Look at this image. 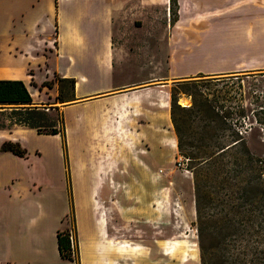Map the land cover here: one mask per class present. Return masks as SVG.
<instances>
[{
	"label": "crops",
	"instance_id": "0c3cea01",
	"mask_svg": "<svg viewBox=\"0 0 264 264\" xmlns=\"http://www.w3.org/2000/svg\"><path fill=\"white\" fill-rule=\"evenodd\" d=\"M170 9L171 0H0V78L24 80L43 109H56L59 93L46 80L75 78L57 105L61 153L49 142L60 133L15 123L16 104H0L11 121L0 126V264H137L120 195L152 186L134 155L151 162V145L159 158L167 150L170 80L264 68V0H177L173 22ZM6 140L25 154L3 150ZM72 225L77 260L58 245Z\"/></svg>",
	"mask_w": 264,
	"mask_h": 264
},
{
	"label": "rangeland",
	"instance_id": "374dc122",
	"mask_svg": "<svg viewBox=\"0 0 264 264\" xmlns=\"http://www.w3.org/2000/svg\"><path fill=\"white\" fill-rule=\"evenodd\" d=\"M175 17L176 8L174 6L172 10L170 9L172 22ZM164 33L163 27L161 34L165 35ZM161 45L163 47V43ZM158 52L161 57L162 51ZM159 62L160 59L157 63ZM160 69L162 66L158 67V70ZM261 71L264 72V68L228 74H211L206 77L223 78L222 76L226 75L241 74L245 77L244 88L252 89L254 86L252 81L257 83L255 84L257 87L264 88V75H257V77L244 75V73L258 74ZM194 77L199 78L200 76ZM184 79L170 80L171 84L168 88L170 94L173 89L177 88L179 103L190 106L193 103L192 95H190L191 90H188L186 84L178 85ZM228 81H232L228 80V76L226 80L206 81L201 88L210 92L211 95L224 93L225 89L231 86V83L227 84ZM181 89L187 91H181ZM70 91V86L66 84L64 91L66 100L57 101L56 104L63 105L69 102ZM183 99H186L188 104L183 103ZM249 99L247 98L246 101ZM48 106L50 105H45V107ZM45 110L49 116L55 117L61 112V108ZM6 119L5 114H0L2 123L11 124V121ZM245 125L248 127L249 123ZM161 130L166 137L162 143L164 145L166 142L167 146V150H164L161 158L155 154L153 145H151L153 156L151 162H144L134 155L136 161L141 165L139 175L151 178L150 190L145 193L127 192L120 195L125 203L118 210L121 221L130 219L132 222V224L125 223L126 226L123 227L124 222L120 221L122 224L120 232L123 230L132 232L133 230L137 239V264H140L138 263L139 257L144 253L148 261L147 264H200L199 227L201 226H209L206 241L211 251L210 264H240L241 262L237 258L250 260L253 257H256V260H250L249 264H264L263 130L259 125H254L245 132L248 147L263 160L259 162L263 165L261 173L258 170L239 173V171L231 169L232 165H224L219 162L211 165H198L196 168L191 167L187 158L181 155L177 156V146H174L175 143H173V136L177 135L171 119ZM40 140L44 142L42 138ZM49 140L50 145L55 146L53 152L61 153V137L52 136ZM240 149L236 148L232 151L231 160L234 159V155H239ZM80 153L82 152L77 151L76 154ZM144 158L149 159V155H144ZM74 169V172L78 173L79 168L76 164ZM72 176L73 166L71 168L69 165L67 167L69 183ZM196 179L200 186L198 193ZM73 195V191H71V199H73ZM69 218L73 222L72 213ZM72 227L74 226L72 225L70 228Z\"/></svg>",
	"mask_w": 264,
	"mask_h": 264
},
{
	"label": "trees",
	"instance_id": "16d2710c",
	"mask_svg": "<svg viewBox=\"0 0 264 264\" xmlns=\"http://www.w3.org/2000/svg\"><path fill=\"white\" fill-rule=\"evenodd\" d=\"M177 0H171V10ZM245 76L257 77L264 75L261 71L258 74L244 73ZM199 78H185L178 85L186 84L190 95H192V105H181L179 103V91L173 89L171 93L170 113L173 126L177 135V156L181 155L188 159L191 167L198 165H211L212 163H222L232 165L231 169L240 172L258 170L261 173L263 161L247 145L245 132L249 127L259 125L263 130L264 139V88L257 87L255 81L252 89H246L244 76L233 74L222 76H207L200 74ZM231 86L225 89L224 93L211 95L202 85L206 81L226 80ZM237 79V80H233ZM59 82V93L57 101H65V85L71 88V96L75 93V78L63 77L58 74L53 79L46 80L43 84L53 86L54 81ZM181 91H187L181 89ZM70 96V97H71ZM250 98L249 101H246ZM32 94L22 79L0 78V103H15L16 106L11 110L10 116L13 122L34 127L40 133H60L63 145H66V127L63 113L60 115L49 116L47 111L32 103ZM59 109V106H57ZM250 121V122H248ZM245 127V124H248ZM5 125L0 121V126ZM241 148L239 155H234L231 160V153L234 149ZM3 150H11L18 154H25L26 149L19 142L6 140L2 144ZM181 164V161H179ZM234 165V166H233ZM230 169V170H231ZM196 172V171H195ZM197 173V172H196ZM199 185L196 179V190L198 193ZM198 208V212H199ZM209 226L199 227L200 236V256L201 264H210L211 251L206 234H209ZM58 245L63 257L76 259L77 255L71 253L68 231H58ZM240 264H249L253 259H239Z\"/></svg>",
	"mask_w": 264,
	"mask_h": 264
},
{
	"label": "built area",
	"instance_id": "2783aa9c",
	"mask_svg": "<svg viewBox=\"0 0 264 264\" xmlns=\"http://www.w3.org/2000/svg\"><path fill=\"white\" fill-rule=\"evenodd\" d=\"M67 231H68V237L70 241L71 253L73 255H77V236H76L74 227L67 229Z\"/></svg>",
	"mask_w": 264,
	"mask_h": 264
},
{
	"label": "bare ground",
	"instance_id": "6f19581e",
	"mask_svg": "<svg viewBox=\"0 0 264 264\" xmlns=\"http://www.w3.org/2000/svg\"><path fill=\"white\" fill-rule=\"evenodd\" d=\"M182 102L188 104V101L186 99H183Z\"/></svg>",
	"mask_w": 264,
	"mask_h": 264
}]
</instances>
